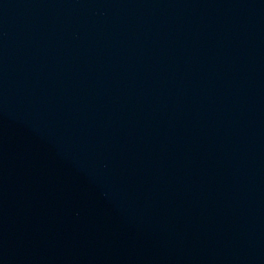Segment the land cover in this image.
Here are the masks:
<instances>
[{
    "label": "water",
    "instance_id": "1",
    "mask_svg": "<svg viewBox=\"0 0 264 264\" xmlns=\"http://www.w3.org/2000/svg\"><path fill=\"white\" fill-rule=\"evenodd\" d=\"M0 264H264V0H0Z\"/></svg>",
    "mask_w": 264,
    "mask_h": 264
}]
</instances>
